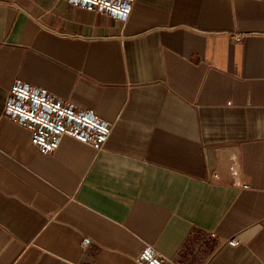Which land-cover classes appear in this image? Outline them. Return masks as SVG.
Here are the masks:
<instances>
[{
	"label": "crops",
	"instance_id": "0c3cea01",
	"mask_svg": "<svg viewBox=\"0 0 264 264\" xmlns=\"http://www.w3.org/2000/svg\"><path fill=\"white\" fill-rule=\"evenodd\" d=\"M16 80L93 110L104 150L37 152L3 116ZM148 245L264 264V0H135L125 21L0 0V264H135Z\"/></svg>",
	"mask_w": 264,
	"mask_h": 264
},
{
	"label": "built area",
	"instance_id": "2783aa9c",
	"mask_svg": "<svg viewBox=\"0 0 264 264\" xmlns=\"http://www.w3.org/2000/svg\"><path fill=\"white\" fill-rule=\"evenodd\" d=\"M88 11H99L125 21L135 0H67ZM3 116L30 133L31 145L42 155L56 151L63 136L89 145L96 154L103 151L111 125L93 110H77L73 104L49 94L46 89L16 80L9 88ZM89 243L83 238L82 247ZM237 245V238L228 240ZM135 264H178L161 255L153 246H145Z\"/></svg>",
	"mask_w": 264,
	"mask_h": 264
}]
</instances>
